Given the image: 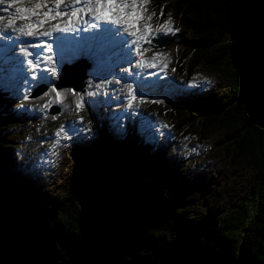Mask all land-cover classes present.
I'll list each match as a JSON object with an SVG mask.
<instances>
[{"label":"trees","instance_id":"trees-1","mask_svg":"<svg viewBox=\"0 0 264 264\" xmlns=\"http://www.w3.org/2000/svg\"><path fill=\"white\" fill-rule=\"evenodd\" d=\"M167 1L185 72L220 79L172 101L171 129L222 168L188 177L167 149L111 132L72 150L59 194L17 153L36 118L0 96V264H264V0Z\"/></svg>","mask_w":264,"mask_h":264},{"label":"rangeland","instance_id":"rangeland-1","mask_svg":"<svg viewBox=\"0 0 264 264\" xmlns=\"http://www.w3.org/2000/svg\"><path fill=\"white\" fill-rule=\"evenodd\" d=\"M27 6L28 0H23V3L11 7H9L6 0L5 3L0 4V18L8 19L10 18L11 13L14 12L12 9ZM147 9V14L155 13L150 21L153 25L152 30L162 32L154 39H151V42L154 41L158 48L149 54L151 56L155 53L162 54V57L157 58L161 60L164 66L165 64L167 65L165 71L166 74H170L172 81L169 82L168 80L166 83L170 85L168 90H171L173 95L168 94L167 92L162 93L159 84H155V91L156 93L160 92V94L156 97L147 96L137 98L136 101H133V106L130 108L126 105L129 101L128 90L122 91L118 86V81L120 82L123 80L111 73L105 74V77H113V82H110L109 84H105L104 82L97 83L101 85L103 84L101 88L97 89V84H94L95 86L93 85L94 87H91V82L95 76L94 72L91 81H89V89H86L87 82H85L82 91H75L80 95L87 94L85 98L88 102L95 103V105L91 104L90 107L92 108L90 110L86 108V111L81 113L82 108L79 110L76 109V96L67 91L68 89H72L71 87H63L61 92L64 93V99L61 102L56 101L55 93L52 92L50 88L51 82L54 80L48 75V70H46L45 73H39V77L33 82L34 90H37L41 86H46V89L42 91L41 94L37 97H30L28 100L21 94L20 91H22V85H24L22 83H24V79L20 82H17L19 78H15L16 81L14 79V77H16L15 72L19 68L16 64L22 57L19 53V49L10 53V55L3 60L4 62L0 61V96L2 98L6 97V100L11 103L20 104V107L18 108L20 112H23L26 115L32 114L34 117H38L37 120L43 122L40 133L38 130H33L30 123L26 122L25 130L29 136L25 135L24 142L19 146L17 152L22 155L21 158L24 159L25 164L30 168L29 173L32 174V177L40 178L41 181H43L42 184H45V187H49L53 191L64 192L70 181V170L59 174L58 145L54 143L52 138H50V136L61 131L66 133V129H70V131L76 134V136H83L88 139L96 138L103 140L104 138H108L111 132H114L118 137H123L120 138L121 140H126L128 133H130V128L133 130V127L135 126L134 131H132L134 137L139 136L141 133H145L151 142H158L162 149H168L170 153L180 158V161L176 163V166L180 167L177 168L175 172L181 174L184 171H187L185 176L189 177L200 170L210 175L216 173L222 168L221 161H226L224 157L212 159L208 163H202V161H199V159L204 158V155L207 153V147L198 143L194 136L188 135L186 137L178 138V143L171 145L172 139L175 138L174 132L169 129L168 117L171 116V113L170 111L166 113L163 112V108L171 105L173 99L174 101L177 100L176 97L180 90L199 89L209 86L206 90L208 91L212 87V84H210L211 80L215 78L216 81H220V79L216 74H213L214 77L205 74L204 76L206 79L200 81L198 76L190 77L187 71L184 73L185 63L181 64L182 60L181 58H178L179 56L182 57V47L178 44L177 40L173 39L174 30L172 28V22L170 24L172 29L171 32L166 33L162 30H158L156 27L157 25H162L159 24L160 21L163 18L168 17V14L173 17L174 15L171 13L167 14L166 8H164L163 11L162 7L160 8V6L154 5L152 0H150V3L147 5ZM145 22L147 21H141V24ZM14 26H18V24ZM2 31H4V29ZM166 36L168 37L167 40ZM160 37L164 40V44H158L157 39ZM66 62L71 61L67 60ZM88 63H90V68L86 70V75L89 76L94 66L92 61L88 60ZM107 66L109 67V65ZM48 68H52V66ZM178 72L181 74H178ZM91 75L92 73L90 76ZM219 76L224 78V76L220 74ZM225 79L227 82L230 81L227 74ZM55 80H57V77ZM83 81H85V79ZM230 84L232 85V83ZM45 92H47L48 95H44ZM133 92L135 94L136 90H133ZM145 92L146 91H143V93ZM89 93H92V95H89ZM98 98H100V102ZM120 101H122V104L124 105L121 104L119 107L118 102ZM153 101H159V103ZM45 104L48 106L44 107ZM53 106H57L59 110L58 112L51 114L50 109ZM157 107H159L160 111H157ZM127 116L128 118H126ZM63 125H66V129ZM48 126H51V130L49 132L44 131ZM61 126H63V128H61ZM113 128L114 131H112ZM219 136L220 135L216 137ZM209 142H211V140H209ZM34 152L35 154L32 156L33 159H29V156ZM69 155V152H66L63 169H65V167L71 168ZM92 164L96 166V160H93ZM172 172L174 171L172 170ZM243 174L244 171L240 173L239 177L236 176V178L243 181V178L245 177ZM60 193L61 192H59V194ZM202 206V204H199L195 207L198 214L204 212Z\"/></svg>","mask_w":264,"mask_h":264},{"label":"snow or ice","instance_id":"snow-or-ice-1","mask_svg":"<svg viewBox=\"0 0 264 264\" xmlns=\"http://www.w3.org/2000/svg\"><path fill=\"white\" fill-rule=\"evenodd\" d=\"M6 0H0V4L5 3ZM9 7L23 3V0H7ZM150 0H33L32 7H16L15 11L11 13L12 19L8 20L5 27L13 28V31L20 33L23 36L36 37V36H51L53 33H67L75 32L78 30L80 23L87 24L88 27L80 29L87 32L89 28L96 29L99 27L98 23H89L84 20V16H89L91 20L104 22L109 25L115 26L113 29H102L101 33H93L92 36L84 37L83 39H93L103 42L106 37L104 32H111L113 35L118 34L121 30L126 33L123 42L127 43V37H133L131 41L136 47V54L141 57L137 62L138 66L143 68L145 66L154 67L157 62V57H162L161 53H155L151 60L143 59V52L148 51L144 49L141 51L140 42L146 40L152 32L153 25L150 21L153 18L152 14H147V5ZM79 5V7H78ZM7 10V9H6ZM16 19L26 20L29 23L14 26ZM141 21H147L141 24ZM171 20H167L162 25H157L158 30L164 32H171ZM41 29H43L41 31ZM150 42V41H149ZM32 47H40L39 44H33ZM47 50L52 51V46L47 45ZM26 56H33V53L25 50ZM37 56L39 54H36ZM46 59L49 63H53V58L47 56ZM28 65L36 70L40 67V61L34 62L33 59L28 60ZM167 65L165 64V67ZM49 72L53 76L57 75L55 67L49 68ZM131 71V69H129ZM33 79H37L33 76ZM119 82V81H118ZM101 84H97L96 88H101ZM51 91L55 93L56 101L61 102L64 99V93L61 92L54 84ZM68 92L76 96V109L79 110L84 106L83 97L76 93L73 89H68ZM44 95H48L47 92ZM92 95V93H89ZM128 107H132V101L137 98L133 89L129 86L128 89ZM27 98V97H26ZM159 103V101H153ZM48 105L45 104L44 107ZM63 128V126H62ZM59 134V133H58Z\"/></svg>","mask_w":264,"mask_h":264},{"label":"bare ground","instance_id":"bare-ground-1","mask_svg":"<svg viewBox=\"0 0 264 264\" xmlns=\"http://www.w3.org/2000/svg\"><path fill=\"white\" fill-rule=\"evenodd\" d=\"M22 48H25V46L22 45ZM101 50H104V48L100 47L98 48L96 51H90V50H84L83 51V56L89 60L92 61V64H93V69L91 70L90 74L92 73V75L88 76V79H87V90L89 89V81H91L92 77H93V74L95 72V76L93 78V81L91 82V87H94L95 85L94 84H97V83H102L104 82L105 84H109L110 82H113V77H105V74H108V73H111L112 75L116 76V77H120L121 80L123 81H120L118 82V86L119 88L123 90H128L129 89V74L127 72L124 71V67L120 66V65H112V60L114 58H110L108 56V52L109 50H104L105 54L101 51ZM58 54V58H56L55 60H53V63H49L47 60L45 61V64L46 63H49L50 66H53L57 69V73L59 74L60 70H61V67L63 66V64L65 63L64 61V56L65 58H71L70 56H66L64 55L63 52H61V50H59V52H57ZM95 64V65H94ZM42 65V63L40 64ZM79 65H82L81 63H79ZM109 65V67L107 66ZM42 71H46V70H42L40 69L38 72H42ZM55 75L53 76V74L51 72L48 73V75H50V77L52 78V80L55 81V78H57V81L60 80L61 77H66V75H59L58 76ZM16 77L15 78H19V80L17 82H20L22 81L23 79L25 78H28V74L27 73H18L17 75H15ZM64 79V78H63ZM33 79H32V76L30 78H28V82H31ZM16 81V79H15ZM26 84V83H25ZM30 85L27 86L28 87V90L26 91V93H29L31 91V83H29ZM104 84V85H105ZM94 85V86H93ZM103 85V84H102ZM147 87L146 89L150 90L151 86H145ZM118 88V89H119ZM93 89V88H92ZM23 94H26L24 93L23 91H21ZM92 92V91H91ZM83 97V101L85 102L84 103V106L82 107V112L83 111H86V108H88L89 110L92 108L90 107L91 104H94L95 103H89L88 100L85 98V96H87V94H83L81 95ZM139 97H142L141 95H139ZM143 98V97H142ZM30 99V96L27 98V100ZM99 102H100V98H98ZM137 99H135L136 101ZM98 103V102H97ZM122 104V101L118 102V106ZM124 105V104H122ZM127 105V104H126ZM120 107V106H119Z\"/></svg>","mask_w":264,"mask_h":264},{"label":"water","instance_id":"water-1","mask_svg":"<svg viewBox=\"0 0 264 264\" xmlns=\"http://www.w3.org/2000/svg\"><path fill=\"white\" fill-rule=\"evenodd\" d=\"M87 66L82 64L76 65H68L63 67L62 75H66V77H61L60 80L56 83L57 88H62L64 86H71L76 90H82L84 86L83 80L87 77L86 75ZM64 78V79H63ZM42 91H37L32 94V96H36L40 94ZM57 108L52 109V112L57 111Z\"/></svg>","mask_w":264,"mask_h":264}]
</instances>
